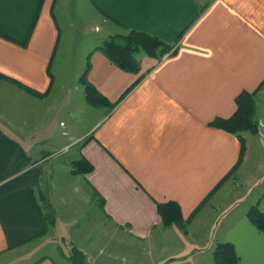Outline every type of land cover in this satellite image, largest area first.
I'll list each match as a JSON object with an SVG mask.
<instances>
[{"label": "crops", "instance_id": "crops-1", "mask_svg": "<svg viewBox=\"0 0 264 264\" xmlns=\"http://www.w3.org/2000/svg\"><path fill=\"white\" fill-rule=\"evenodd\" d=\"M116 29L156 36L176 53L160 60L143 56L138 75L123 72L97 50V34L105 30L107 37ZM88 63V82L116 106L104 108L79 135L69 114L59 132L53 124L63 107L76 104L72 89L83 90ZM68 74L74 76L66 81L62 75ZM263 81L264 0H0V90L13 101L12 112L0 108V264H65L28 247L51 228L68 240V263L72 247L88 264H115L119 256L125 264H146L148 255L162 258L178 249V239L186 237L161 225L156 204L175 202L184 220L190 218L239 157L238 139L208 124L231 117L235 98ZM59 87L65 91L53 114L49 100ZM256 119L259 131L241 135L246 152L228 183L250 181L248 197L259 196L244 210H230L232 205L220 204L225 183L189 226L191 237L202 229L208 245L232 244L238 264H264V234L246 218L254 204L264 213L262 90ZM84 139L89 141L77 150ZM57 144L74 153L68 162L82 156L93 171L72 176L67 166L66 177L52 176L43 155L58 151L51 148ZM71 185L101 213V246L92 249L91 241L82 247L79 237L74 245L75 227L58 213L59 187ZM94 192L104 200L103 211ZM42 204L58 214L49 215Z\"/></svg>", "mask_w": 264, "mask_h": 264}, {"label": "rangeland", "instance_id": "rangeland-1", "mask_svg": "<svg viewBox=\"0 0 264 264\" xmlns=\"http://www.w3.org/2000/svg\"><path fill=\"white\" fill-rule=\"evenodd\" d=\"M65 4H66L65 8H67L68 12H70V10L67 7V3ZM67 32L71 34H76L79 31L75 30V28L70 29L69 27H67ZM116 33L125 34V31L116 29V32L113 34H116ZM104 34H105V30H101L100 33L97 34V36L99 37V45H101L102 42L107 37L113 35L111 34L106 37L105 36L106 34L105 35ZM89 36H91V34H89ZM62 76L67 81L68 77H73L74 75L68 74V75H62ZM261 90L264 93V86L261 88ZM64 91L65 90H62V88L59 87L57 89L55 88V90H53L52 92L51 98L49 100L50 101L49 108L53 109L52 110L53 114H55V112H58L60 108L58 104H59L61 94ZM72 94L74 97L73 101L77 100L75 105L77 109L78 108L79 109L77 110L75 105L68 107V108L63 107L62 112L59 115V117L56 119V123L53 124V127L56 128L59 132H61L60 129L64 128L62 127L65 122L64 119H67L70 114V119L74 121L77 127L75 135L77 134L79 135L83 133L88 126L92 125L96 120L101 118V116L105 113V111H104V108H93L91 106H88L84 101V91L83 90L80 91L79 89L77 90L72 89ZM12 107H13V101L11 99V96L8 94H6L5 96L4 92L0 90V108L6 109L8 110V112L9 111L12 112ZM80 107H81V110H80ZM82 111H85V113ZM60 122H63L62 126H60ZM72 136L74 135L72 134ZM84 140H82V142ZM82 142L76 146L77 150H78V147L82 144ZM51 148L52 150H58V151H52L50 154L46 153L45 155H43L45 157L44 159L47 158L44 163H45V166L48 165V167L50 166L52 169H54L52 171V176L58 177V180H59L67 176V172L69 171V168H71V163H72L68 161H72L71 159L74 157L73 156L74 153L71 152L70 150L69 151L67 150L59 151L60 144L51 145ZM67 166H70V167L66 168ZM233 177H231L230 179H232ZM230 179L226 181L225 183L230 182ZM246 181L244 182L242 181L241 184H238L236 182V183L231 184V186L228 183V185L226 186L227 187L226 192L225 193L223 192L220 195V198L222 201L220 204H222V206L232 205L230 207V210L238 209L239 206H242L244 210V208L248 205L250 198H253L255 200L259 196L258 194L257 195L255 194L257 196L255 197L254 193L252 192V195L248 197L250 190L254 188H252L251 186H248L250 181L249 182L248 181L246 182ZM223 185L221 186V188L224 187ZM78 190L80 189L78 187H75L74 185L60 186L59 187L60 194H58L57 198H54L55 203H56L55 206L58 207L57 210L60 216L64 214V219H63L64 222L67 224L69 222L75 227L74 231L72 229V232H74L73 238H75V241H76L74 242V245L80 242L82 247L85 246L86 244H89L86 246L90 247L91 245L90 243L91 241H93L94 242V245L92 246V249H93L96 246L102 245V239L106 233H104L103 232L104 230H101V228H103L106 225L104 224V220L101 216L99 209H97L94 205L87 204L84 197L82 198L83 199L82 200L79 197ZM223 200L225 201L223 202ZM251 206H258V204H254ZM251 206H249V208ZM45 207L46 206L42 204L43 211L48 212L49 215L58 214L57 212L54 213L53 210L52 212H50ZM196 215L197 214H195L191 219L189 218L187 220H184V218L182 217L184 222L186 223L185 230H183V228L177 225H172L168 227V228L179 230L180 233L182 234V237L183 236L186 237L185 240H187V242H184L181 239H178V242H177L178 249L176 250L173 249V251H170V252L167 251L168 253L163 255L162 258L156 257V256H154V258H150V256L148 255L146 259V264H212V253H213V250L216 244L224 243V242H216L215 245H213L212 243L208 245L206 242L207 241L210 242L209 237H207L206 233H203L202 229H194V236L191 237L189 226H191V223L195 219ZM215 219L216 218L212 219V221H214ZM67 220L69 221L67 222ZM61 236L62 234H60L59 232L58 233L55 232V230L53 231V229L51 228L49 229V232L43 238L36 240L33 244L29 245L28 247L30 248V250L34 251L39 256H50L54 258V260L60 263L70 264L67 261H65L68 248H69L67 247V244H66L68 240L62 239ZM210 236L212 240L213 234ZM77 237H79L80 241H78ZM189 242H190V245H192V248H190V245H189L188 249H185L184 247H186L187 246L186 244H189ZM78 245L79 244H77V246ZM88 252L90 256L91 249H89ZM124 261L125 260L122 256H119L118 258H115L114 260L115 264H125L123 263Z\"/></svg>", "mask_w": 264, "mask_h": 264}, {"label": "trees", "instance_id": "trees-1", "mask_svg": "<svg viewBox=\"0 0 264 264\" xmlns=\"http://www.w3.org/2000/svg\"><path fill=\"white\" fill-rule=\"evenodd\" d=\"M125 34H113L107 37L97 50L115 67L123 72L138 75L141 70L140 58L145 56L160 60L163 56L176 53L173 45H169L156 36L137 31L123 29ZM89 63L86 71L82 74L80 82L83 86L84 101L88 106L93 108H105L111 110L116 106V103H111L109 100L99 93L88 80ZM51 78V74L48 73ZM140 77L135 81L129 89L121 96L124 98L140 81ZM264 86V81L253 92L243 91L235 98V112L229 118H216L208 124L209 127L221 130L225 133L235 136L240 145L239 157L236 165L229 173L216 185L211 193L200 203L195 211L190 216V219L199 212V210L209 201L221 186L228 181L237 172L241 166L246 152L245 140L242 134L248 133L256 135L259 131L258 121L256 119V95ZM23 88V87H22ZM24 91L35 97H42L30 89L23 88ZM89 140H84L79 146L82 148ZM93 171V166L82 156L71 163L70 174L72 176H84ZM93 196L98 199L99 208L103 211L104 200L93 193ZM156 212L160 218L161 225L168 228L172 225H177L185 230V222L182 218L181 209L175 202L169 201L156 204ZM247 220L261 233L264 234V213L258 206H251L246 212ZM50 221L45 219V224ZM52 224V223H51ZM53 225V224H52ZM47 229V226H46ZM70 264H88L86 256L75 247L69 251ZM239 257L237 256L234 246L230 243L216 244L212 253V264H238Z\"/></svg>", "mask_w": 264, "mask_h": 264}]
</instances>
